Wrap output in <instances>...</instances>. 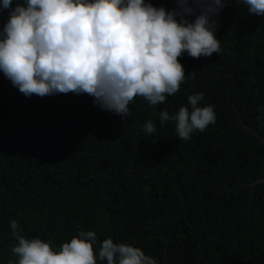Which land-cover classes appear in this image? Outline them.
<instances>
[{"label":"trees","instance_id":"trees-1","mask_svg":"<svg viewBox=\"0 0 264 264\" xmlns=\"http://www.w3.org/2000/svg\"><path fill=\"white\" fill-rule=\"evenodd\" d=\"M17 0H13L12 7ZM171 10L174 0H146ZM9 10H0V30ZM220 52L178 58L179 91L129 114L101 110L87 94L25 97L0 78V264L18 241L59 250L80 232L140 248L157 264H264V17L232 0L215 32ZM195 73L194 78L187 75ZM212 105L215 123L180 140L159 114ZM152 120L155 134L143 125ZM16 221L14 234L10 226Z\"/></svg>","mask_w":264,"mask_h":264},{"label":"clouds","instance_id":"clouds-1","mask_svg":"<svg viewBox=\"0 0 264 264\" xmlns=\"http://www.w3.org/2000/svg\"><path fill=\"white\" fill-rule=\"evenodd\" d=\"M232 0H174L167 10L146 0H0L9 18L0 30V72L25 97L87 94L101 110L125 118L142 97L151 106L175 95L185 80L179 62L220 52L215 36L219 16ZM249 15L264 17V0H242ZM195 73L187 75L194 78ZM202 93L187 97L176 114L161 111L164 125L175 122L180 140L215 123L214 107H199ZM146 134L157 131L152 120ZM10 226L14 234L16 221ZM16 264H97L96 233L80 232L54 250L39 238L16 235ZM99 260L107 264H157L138 247L103 240ZM9 264H13L12 261Z\"/></svg>","mask_w":264,"mask_h":264},{"label":"water","instance_id":"water-1","mask_svg":"<svg viewBox=\"0 0 264 264\" xmlns=\"http://www.w3.org/2000/svg\"><path fill=\"white\" fill-rule=\"evenodd\" d=\"M2 77V72H0V78ZM242 128L247 130L249 133H251L252 135H254L255 137H257L264 145V140L261 139L260 137H258V135L256 133H254L253 131H251L250 129L247 128V126L242 124ZM256 184H264V168H263V177L260 180L255 181L254 183H252V186H255Z\"/></svg>","mask_w":264,"mask_h":264}]
</instances>
